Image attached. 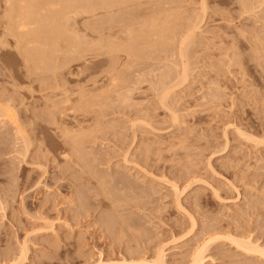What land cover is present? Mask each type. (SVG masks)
Segmentation results:
<instances>
[{"label":"rangeland","instance_id":"374dc122","mask_svg":"<svg viewBox=\"0 0 264 264\" xmlns=\"http://www.w3.org/2000/svg\"><path fill=\"white\" fill-rule=\"evenodd\" d=\"M7 1L0 264H264V0Z\"/></svg>","mask_w":264,"mask_h":264},{"label":"bare ground","instance_id":"6f19581e","mask_svg":"<svg viewBox=\"0 0 264 264\" xmlns=\"http://www.w3.org/2000/svg\"><path fill=\"white\" fill-rule=\"evenodd\" d=\"M10 1H12V0H10ZM17 1H18V0H17ZM17 1H16V2H17ZM25 1H26V0H25ZM54 1H55V2H54ZM54 1L50 4V8H51L54 12H53V13H50V14H47V15L42 14V15H44V16H43L41 19H38V17H40V16H38V12H37V15H36L37 18L35 17V18H36L35 21H37V22H39V23L41 22V25L44 24V22H42V21H45L46 23L48 22L47 24L51 23V25H49V26H50L52 29L56 30V28H57L56 24H57V23L59 24L60 22H61V23L64 22V20L66 19V13H67V15H69V13L71 14L73 8H74V7L76 6V4H77V1H76L75 6H74V5H73L72 7L70 6V9H69V4H70V3H68V2L66 3V4L68 5V11L66 10V11H67L66 13H65V8L67 9V7H66L67 5H65V0H54ZM78 1H79V0H78ZM109 1L113 3L115 0H113V1L109 0ZM7 2H9V0H8ZM14 2H15V1L13 0V1L11 2V5H10V2H9L8 4H9L10 6H13V5H14V7H16L15 4H14ZM16 2H15V3H16ZM19 2H22V0H19V1H18V4H21V3H19ZM72 2H73V0H72ZM83 2H85V1L83 0L82 3H83ZM115 2H116V1H115ZM12 3H13V4H12ZM25 3H26V2H25ZM25 3L22 2V4H23L22 6H18V4H16V5H17V8H19V9L21 10V12H19V10L16 11V12H14L15 9H13L14 11H12V13H10L9 11H11V8H12V7L10 8V6H9V7L6 6V7H5V8H6L5 10H7V7H8V11H6V12H8V13H6V14L8 15V14L10 13L9 15L14 14L15 16L18 14L17 18L19 17V19H20V17L22 16V13L25 12L24 15L22 16V19H20V20H23L24 17H25V18H27V17L29 18L30 15H28L27 13H29V14H31V15H32V14L35 15V14H34V9H35V7H34L33 10H32V8H31V10L33 11V13H31L32 11H31V12H28L27 9H26V8H28V7H25V5H24ZM60 3H63V4L65 5V7H64V9H63V12H62V9H61V10H60V9H59V10L57 9V7L59 8ZM29 4H30V3H29ZM29 4H28V6H29ZM71 4H72V3H71ZM73 4H74V3H73ZM84 4H85V3H84ZM5 5H7V3H6ZM38 5H39V4H38ZM60 6H61V5H60ZM82 6L84 7V5H82ZM82 6H80V10H81V7H82ZM95 6L97 7L98 5H95ZM30 7H31V6H30ZM83 7H82V9H84V10H85V9H86V10H89V9H90V8L88 7L87 4H85V7H86V8H83ZM87 7H88V9H87ZM96 7H94V8H96ZM98 7H99V6H98ZM21 8H22V9L25 8L23 12H22V9H21ZM61 8H62V6H61ZM71 8H72V9H71ZM39 10H40V8H39ZM39 10L37 9V10H35V12H36V11H39ZM41 10H42V8H41ZM77 10H78V9H77ZM86 10H85V11H86ZM94 10H95V9H94ZM3 11H4V10H3ZM85 11H84V12H85ZM13 12H14V13H13ZM41 12H42V11H41ZM41 12H39V13H41ZM81 12H82V11H81ZM89 12H90V11H89ZM73 13H74V12H73ZM20 14H21V15H20ZM9 15H8V16H9ZM33 15H32V17H33ZM74 15H75V14H74ZM5 18H6V17H5ZM10 18H12L13 21H14V20H17V19H14V17H12V16H11V17L9 16V19H10ZM15 18H16V17H15ZM25 18H24V19H25ZM28 18H27V19H28ZM68 18H69V17H68ZM3 19H4V18H3ZM9 19H8V17H7V20H9ZM12 19H11V23H13L14 25H16L15 28L17 27V29H18V31H19V32H17V33H18L17 37H19V35H20L21 38H24V37H23V36H24L23 34H25V33H27L26 36H28V30L31 28V27L28 26V24L30 23L31 20L29 19V20H30L29 23H28V20H27V22H26V19L24 20L25 23H23L22 21H19V20H18V22L16 21V22L14 23V22L12 21ZM33 20H34V19H33ZM66 20H68V19H66ZM5 21H6V20H5ZM9 21H10V20H9ZM9 21H8V22H9ZM35 21H32V22L30 23V26H31L32 23H34ZM37 22H35L34 24H36ZM65 22L68 23V21H65ZM16 23H17V24H16ZM52 24H53V25L55 24V26H52ZM64 24H65V23H64ZM37 25H40V24L37 23ZM9 26H10V25H9ZM11 26H12V25H11ZM34 26H35V25H34ZM34 26H33V27H34ZM43 26H44V25H43ZM46 26H47V25H46ZM49 26H47L46 29H47ZM60 26H62V25L60 24ZM4 27H5V26H4ZM27 27H29V29H28ZM39 27H40V26H39ZM39 27H38V30H39ZM55 27H56V28H55ZM58 27H59V25H58ZM62 27H63V26H62ZM13 28H14V26H13ZM15 28H14V35L17 34V33H16L17 29L15 30ZM63 28H64V27H63ZM63 28H62V29H63ZM49 29H50V28H48L47 30H49ZM59 29H60V32L58 31L57 34L55 33L57 36L61 33V31H64V29L61 30V27H60ZM59 29H57V30H59ZM67 29H69V28H67ZM70 29H71V28H70ZM3 30H4V29H3ZM30 30H31V31H29V32H31V35H32V34H33V33H32V29H30ZM34 30H35V27H34ZM34 30H33V31H34ZM44 30H45V29H44ZM57 30H56V31H57ZM24 31H25V33H23ZM36 31H37V29L35 30V32H36ZM40 31H41V29H40L38 32H40ZM45 31H46V30H45ZM66 31H67V30H66ZM20 32H21V34H20ZM38 32L36 33L37 35H38ZM43 32H44V31H43ZM43 32H40V35H41ZM49 32H52V33H53V31H51V30L48 31V33H49ZM54 32H55V31H54ZM6 33H7V32H6ZM48 33H47V34H48ZM63 33H64V32H63ZM63 33H61V34L63 35ZM8 34H9V33H8ZM29 34H30V33H29ZM34 34H35V33H34ZM45 34H46V33H45ZM45 34H44V35H45ZM55 34H53V35H55ZM6 35H7V34H6ZM44 35H43V36H44ZM49 35H52V34L49 33ZM62 35H61V39H59V38H60L59 36H58L59 38L57 37L58 39H57L56 37H55L54 39H57V40H61V41H63L64 39L62 40ZM43 36H42V37H43ZM46 36H47V35H46ZM20 37H19L18 39H20ZM29 37H30V35H29ZM35 37H36V36H35ZM39 37H41V36H39ZM68 37H69V35H68ZM73 38H74V37H73ZM18 39H17V40H18ZM24 39H25V38H24ZM33 39H34V38H33ZM33 39H32V41H33ZM35 39H36V38H35ZM50 39H51V38H50ZM46 40H47V39H46ZM46 40H45V41H46ZM20 41H21V39H20ZM26 41H27V40H25L24 42H26ZM30 41H31V40H30ZM30 41H29V42H30ZM34 41H37V40H34ZM42 41H43V40H42ZM51 41H52V40H51ZM22 42H23V41H22ZM29 42H28V43H29ZM37 42H38V41H37ZM65 42H66V40H65ZM65 42H64V43H65ZM28 43H27V44H28ZM30 43H31V42H30ZM23 44H24V43H23ZM32 44L35 45L34 43H32ZM49 44H50V43H49ZM24 45H25V44H24ZM44 45H45V44H44ZM50 45H51V44H50ZM54 45H55V44H54ZM47 46H48V45H47ZM45 47H46V46H45ZM53 47H54V46H53ZM58 47H59V46H58ZM36 48H37V46H36ZM45 49H47V48H45ZM30 54H31V53H30ZM37 54H38V53H37ZM35 55H36V54H35ZM38 56H40V55H38ZM27 57H28V56H27ZM36 58H37V57H36ZM40 58H41V57H40ZM41 59H42V58H41ZM251 250H252V249H251ZM256 251H257V250H256ZM158 256H159V255H158ZM158 256H156L155 259L153 258L154 261L152 260V261H150V262L146 261L147 259L145 260V258L143 259V258L141 257V260L139 259L140 261H136V262L133 261L132 263H130V261L128 262L127 260H126L127 262L124 261L125 259L123 258V259H124L123 262H120V263H112V262H111V263H109V262H108V263H105V262L103 263V262L99 261L97 264H165L163 258L160 257L161 255H160L159 257H158ZM192 257H193V258H192L190 264H202L203 257H202V255H201L200 252H198V251L195 252V253L193 254ZM166 264H167V263H166Z\"/></svg>","mask_w":264,"mask_h":264}]
</instances>
